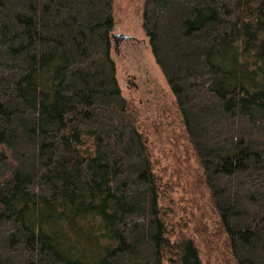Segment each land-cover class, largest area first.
<instances>
[{"label": "trees", "instance_id": "obj_1", "mask_svg": "<svg viewBox=\"0 0 264 264\" xmlns=\"http://www.w3.org/2000/svg\"><path fill=\"white\" fill-rule=\"evenodd\" d=\"M113 11L0 0V264H202L168 237ZM143 28L237 264H264V0H145Z\"/></svg>", "mask_w": 264, "mask_h": 264}, {"label": "rangeland", "instance_id": "obj_2", "mask_svg": "<svg viewBox=\"0 0 264 264\" xmlns=\"http://www.w3.org/2000/svg\"><path fill=\"white\" fill-rule=\"evenodd\" d=\"M144 3L113 0L111 57L122 95L137 114V127L150 152L168 237L173 243L191 240L202 264H237L177 99L143 28ZM171 257L164 264H176Z\"/></svg>", "mask_w": 264, "mask_h": 264}, {"label": "water", "instance_id": "obj_3", "mask_svg": "<svg viewBox=\"0 0 264 264\" xmlns=\"http://www.w3.org/2000/svg\"><path fill=\"white\" fill-rule=\"evenodd\" d=\"M115 38H122V36H119V35H117V36H114ZM125 38V37H124ZM126 39V38H125Z\"/></svg>", "mask_w": 264, "mask_h": 264}]
</instances>
